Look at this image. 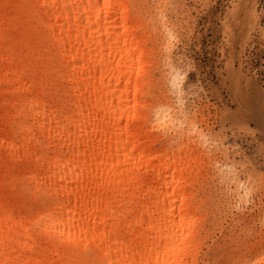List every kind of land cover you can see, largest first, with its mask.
Segmentation results:
<instances>
[{
  "label": "bare ground",
  "instance_id": "obj_1",
  "mask_svg": "<svg viewBox=\"0 0 264 264\" xmlns=\"http://www.w3.org/2000/svg\"><path fill=\"white\" fill-rule=\"evenodd\" d=\"M141 11L0 0V264H178L197 210L183 171L209 155L189 158L192 132L137 101ZM245 264H264V241Z\"/></svg>",
  "mask_w": 264,
  "mask_h": 264
},
{
  "label": "rangeland",
  "instance_id": "obj_2",
  "mask_svg": "<svg viewBox=\"0 0 264 264\" xmlns=\"http://www.w3.org/2000/svg\"><path fill=\"white\" fill-rule=\"evenodd\" d=\"M139 3L154 40L137 78L151 97L137 101L192 132L189 158L210 157L183 171L197 210L176 263L245 264L264 241V0Z\"/></svg>",
  "mask_w": 264,
  "mask_h": 264
}]
</instances>
